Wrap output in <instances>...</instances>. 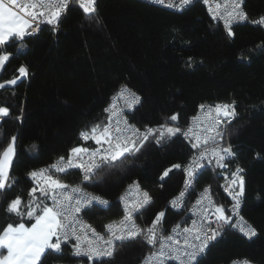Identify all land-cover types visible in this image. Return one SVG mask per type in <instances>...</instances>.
Masks as SVG:
<instances>
[{
	"label": "trees",
	"instance_id": "obj_1",
	"mask_svg": "<svg viewBox=\"0 0 264 264\" xmlns=\"http://www.w3.org/2000/svg\"><path fill=\"white\" fill-rule=\"evenodd\" d=\"M94 6L96 11L87 15L74 0L57 32L43 27L22 41L12 40L6 49L12 55L0 67V83L13 79L17 83L0 89V107L9 109V115L0 118V150L13 136L17 140L10 168L15 183L0 193V230L9 223L34 222L7 211L17 195L27 204L33 187L27 173L61 156L67 158L73 147H95L80 133L107 122L104 109L125 87L140 98L125 115L141 130L163 123L185 130L201 105L235 103L237 116L223 141L230 143L234 161L244 168L241 213L256 234L249 238L229 229L209 244L198 261L228 264L245 257L264 264V23H254L264 17V0H243L247 19L230 27L232 37L201 2L180 11L141 0H94ZM20 67L26 69L25 76H20ZM173 114L176 121L168 119ZM192 153L182 134L159 144L152 139L119 168L100 169L95 186L82 182L76 170L59 176L108 201L82 212L98 230L121 216V193L137 182L151 197V203L136 213L137 222L141 227L150 225L158 212L166 211L165 235L185 216V211L169 206L180 189L183 171L173 169L163 180L161 176L171 165L185 164ZM220 179V171L205 168L194 189L210 185L215 200L226 203L219 191ZM153 249L142 238L119 242L111 257L92 264H140ZM79 260L68 244L60 253L48 250L42 256V264Z\"/></svg>",
	"mask_w": 264,
	"mask_h": 264
},
{
	"label": "snow or ice",
	"instance_id": "obj_2",
	"mask_svg": "<svg viewBox=\"0 0 264 264\" xmlns=\"http://www.w3.org/2000/svg\"><path fill=\"white\" fill-rule=\"evenodd\" d=\"M70 2L72 0H23V2L0 0V46L4 49L0 51V67L11 58L12 54L6 49L12 40H24L26 36L36 31L40 23L58 24ZM76 2L85 14L96 11L94 0H76ZM152 2L164 4V0H152ZM189 3L191 0H180V5L186 6ZM232 4L233 7L226 13L225 18V28L229 37L234 35L230 24L247 19L246 14L241 10L240 0H232ZM166 6L171 8L174 5L170 3ZM215 18L214 15L213 19ZM97 23H99L98 20ZM254 23H264V17ZM19 73L21 77L25 76L26 69L20 67ZM16 83L15 79L0 83V89ZM119 98L122 97L118 95ZM139 99L134 93L131 94V100L126 102V107L131 109L133 104L139 102ZM200 108L203 111L205 106L201 105ZM104 112L107 114V123L96 124L90 132L80 133L81 139L85 142L90 140L96 145L95 148L73 147L69 150L67 158L61 156L50 166L27 173L28 179L33 182V187L28 193L27 204H24L22 198L17 195L10 200L7 211L20 217L27 216L34 222L30 227H26L24 223L16 225L9 223L0 230V249L6 250V255H0V264H42V256L48 250L60 253L62 245L72 240L75 241L72 244L73 255L86 257L87 261L93 262L101 257L112 256L114 242L138 238H142L147 245L156 249L145 258L146 264H163L165 259L176 260L179 264H199L198 257L220 234V228H213L212 224L216 223L219 226L231 224L233 216L238 213L240 199L245 191V181L241 175L243 169L240 167L231 173L230 183L224 186L225 191L232 197V206L225 208L224 205L217 204L212 198L211 186H205L196 194L197 198L189 209V212L198 216L199 219L193 220L190 227L182 229V240L179 224L175 225L167 236L163 235L162 222L166 211L158 212L150 225L141 227L136 224L134 214L151 203V197L146 191L142 193V199L125 201V197L120 198L122 202H125L124 215L118 224L113 222L105 225L107 240H104V237L97 234L94 229L91 233L92 237L96 238L95 242L89 238L87 231L90 226L81 224L77 214L93 201L101 205H107L108 201L85 192L80 185L70 187L62 182L59 174H66L69 169L77 168L82 173V182H89L91 186H95L99 181L94 178L100 169L119 168L125 161L135 157L152 139L159 144L166 138L170 139L182 134L191 145L192 156L189 157L187 164H173L161 176L163 180L173 169L183 171V187L169 201L173 209L181 210L186 196L192 194L200 170L206 166L227 168L226 162L235 155L230 144L224 146L222 143L224 129L221 127L222 122L230 123L237 116L234 102L208 106L207 118L196 132H193L191 128L182 130L168 123L159 124L156 127L145 126L141 130L123 118V111L118 110L115 103L109 104ZM8 115L9 109L0 107V118ZM168 119L176 121L178 116L173 114ZM16 140L17 137L13 136L8 145L0 150V193L9 190L15 183L10 176V168L16 155ZM255 234V229L251 228L244 232V235L249 238ZM101 240L104 241L103 246L99 245ZM157 245H159L158 248ZM232 264H250V262L245 259L239 262L233 261Z\"/></svg>",
	"mask_w": 264,
	"mask_h": 264
},
{
	"label": "built area",
	"instance_id": "obj_3",
	"mask_svg": "<svg viewBox=\"0 0 264 264\" xmlns=\"http://www.w3.org/2000/svg\"><path fill=\"white\" fill-rule=\"evenodd\" d=\"M73 1H74V0H72V2H70L68 9H67V10L61 15L58 24H56V25H49V24H47V23H40V24H39V27L36 28V31L33 32L32 34L28 35V36H31V35H35V34H37V33H38L43 27H47V28H49L50 30H52L53 32H57L58 29L60 28V25H61V22H62L63 18L65 17L67 11H68L69 8L71 7ZM142 1H146V2L152 3V4H154V5L162 6V7H167L166 5L171 3V4H173L174 6L171 7V8H170V7H167L168 9H171V10H183V9L187 8L189 5H191V4L195 3V2H201V3H203V4L206 5L207 10H208V12H209V14H210V17L213 19V16L215 15L216 18L213 19V20H214L215 22H218V23L222 24L223 26H225L226 13H227L228 11H230V10L232 9V7H233L232 0H191V3H189V4L186 5V6H184V5H180V0H164V4H157V3L152 2V0H142ZM21 2H23V0H21ZM177 5H179V7H177ZM240 6H241V10L244 12V9H243V0H240ZM16 10L18 11V9H16ZM244 13H245V12H244ZM240 21H243V20H237V21H234L233 23L240 22ZM233 23H231V24H233ZM231 24H230V25H231ZM34 27H35V25H34ZM125 89H126L125 87H120V88L118 89L117 93H115V94L112 96L111 101H110V103H109V104L115 103L116 106H117V109H118V110H122L123 113H124V111H125L126 109L130 110L129 108L126 107V102L129 101V100H131V94H132V93H131L130 91H128V90L125 91ZM118 95H120L122 98H119V99H118ZM136 104H137V103L133 104V107H134ZM216 104H233V102H230V101H215V102H213V103H209V104L204 105V106H205V109H204L203 111H202L201 108L199 107V108L197 109L196 113L193 114V115L191 116V118H190V120H189V122H188V124H187V126H186L185 129L191 128V129L193 130V132H196V131L198 130V127L201 126L202 123H203V122L206 120V118H207V108H208V106H214V105H216ZM108 106H109V105H108ZM133 107H132V108H133ZM132 108H131V109H132ZM213 115H215V113H213ZM123 118L127 120L125 114L123 115ZM127 121H128V120H127ZM232 121H233V119L231 120V122H232ZM128 122H129V121H128ZM231 122H230V123H231ZM106 123H107V122H106ZM129 123H130L131 125H133L131 122H129ZM230 123H228V122H222L221 127L224 129V132H225L227 126H228ZM222 143L224 144V146H228V145L230 144L228 141L225 142V141H223V140H222ZM95 147H96V146H95ZM95 147H92V148H95ZM209 147H211V145H209ZM90 149H91V148H90ZM232 151H233V150H232ZM191 156H192V155H190V157H191ZM188 160H189V158L187 159V161H186L185 164L188 163ZM54 163H55V162H54ZM226 163L228 164V167H227V168H224V169L214 168V166H206L205 168H210V169H213V170H219V171H220L221 179H220V181H219V191L221 192V194L223 195V197H225V199L227 200V202H226V203L217 202V201L215 200V198H214L215 195H214V197H213L212 189H211V195H212V198L216 201L217 204H222V205L225 206V208H230V207L232 206V204H233V200H232V197L228 194V192L225 191V187H224V186H225V185H228V184L230 183L231 173L234 172V171L236 170L237 167H240V168L243 169V172L241 173V175H243V177H244V173H245V171H244V168L242 167L241 164H239V163H237V162L234 161V157L230 158ZM51 164H53V163H51ZM51 164H48V165H46V166H41V167H38V168H35V169L46 168V167L50 166ZM205 168H203V169H205ZM203 169L200 170V173L202 172ZM32 170H34V169H32ZM71 170H76V171H78V173H79V175H80V179H81V181H82V173H81L80 169L72 168ZM62 182L65 183V184H67V185H69L70 187H71V186L80 185V186L83 188V190H84L85 192H87V193H92V194H94V195H96V196H100V197H102L100 194L95 193V192H93V191H91V190L85 188V187H84L83 185H81L80 183H68V182H65V181H62ZM183 184H184V174L182 175V181H181L180 189H179V191L176 193V195H177V194L180 192V190L182 189ZM205 186H208V185H205ZM205 186H202V187H200V188H196V189L193 188L194 191L192 190V194L189 195V196H186L185 204H184L183 208L181 209V210L185 211V216H184L181 220L175 222V223L171 226V228L169 229V231L165 234V236H167V235L171 232L172 228H173L175 225L179 224V225H181V229H180V231H181V237H180V238H181V240L183 239L182 229H183L184 227H190V226L192 225V223H193V220H198V219H199L198 216H194L191 212H189V209L192 207L193 202H194L195 199L197 198V197H196V194L199 193V192H200ZM143 192H145V190H144V189H143V188H142L137 182H135V183L132 182V183H130L129 185H127V186L125 187V189H124V190L122 191V193H121L120 198H121L122 196L125 197V201H130V200H134V199H137V198L142 199V198H143V197H142V193H143ZM176 195H175V196H176ZM244 196H245V192H244L243 196H242L241 199H240V207H239L238 213H237L235 216H233V219H232L230 225L219 226V225H217L216 223H213V224H212V227H213V228H218V227L220 228V234H219V235H218L213 241H215V240L219 239L220 237H222V236L225 234V232H226L227 230H229V229H236V230H238L241 234L244 235V232H245V231H248L249 228H251L250 225L245 221V219L243 218L242 213H241L242 204H243V201H244ZM102 198H103L104 200H106L104 197H102ZM171 200H172V199H171ZM106 201H107V200H106ZM119 202H120V207H121V210H122L121 216H120L119 218H117L116 220H113V221H111V222H108L106 225H108V224H110V223H113V222H115V223L118 224L119 221L121 220V218L123 217V215H124V211H123V209H124V206H125V202H122L121 199L119 200ZM48 203L50 204L51 202L49 201ZM93 204H99V203L93 201L90 205H88L87 207L83 208V209L81 210V212H80L79 214H77V215H78V218H79V221H80V223L83 224V225L90 226V229L87 231V235H88L89 238H92V239L94 240V242H95L96 238H95V237H92V233H91V230H92V229H94L95 232H96L97 234H99L100 236H103V237H104V240H107V239H108V234H107V232H106L105 227L103 228V230H98V229H96L95 227H93V226L88 222V220L86 219V217H85V216L83 215V213H82L85 209H87L88 207H90V206L93 205ZM100 205H101V204H100ZM169 206H170V205H169ZM170 207H171V206H170ZM171 208H172V207H171ZM172 209H173V208H172ZM174 210H177V209H174ZM179 211H180V210H179ZM228 214H229V215H232L231 213H228ZM134 219H135L136 224L139 225V223L137 222V219H136V214H134ZM185 222H186V223H185ZM244 236H246V235H244ZM246 237H249V236H246ZM213 241H211L210 243H212ZM119 242H120V241H116V242H114V251H115V248H116L117 243H119ZM74 243H75L74 240H72V241H70V242L67 243V244L69 245L70 252H71L72 255H73L72 244H74ZM210 243H209V244H210ZM103 244H104V241H103V240L99 241V245H100V246H103ZM158 247H159V245H157V248H158ZM155 250H156V249H153V250L149 251V252L144 256V258H143V260H142V262H141L140 264H146L145 258H146L147 256H149V254H150L152 251H155ZM113 253H114V252H113ZM202 254H203V253H202ZM202 254H201V255H202ZM201 255H200V256H201ZM73 256H74V255H73ZM200 256H199V257H200ZM75 257H76V256H75ZM110 257H111V256H110ZM199 257H198V258H199ZM77 258H79L80 260H79V261H76V262H69V263L59 262V263H57V264H92V263H93V262H89V261H87V258H86V257H77ZM106 258H108V257H101V258H99V259H106ZM99 259H95V260H99ZM245 259L248 260V261L250 262V264H255L254 262L250 261L248 258H245V257H242V258H236V259L232 260L231 262H229L228 264H232L233 261H238V262H239V261H243V260H245ZM95 260H94V261H95ZM168 262H173V263L179 264L178 261H176V260H172V259H165L164 262H163V264H166V263H168Z\"/></svg>",
	"mask_w": 264,
	"mask_h": 264
},
{
	"label": "bare ground",
	"instance_id": "obj_4",
	"mask_svg": "<svg viewBox=\"0 0 264 264\" xmlns=\"http://www.w3.org/2000/svg\"><path fill=\"white\" fill-rule=\"evenodd\" d=\"M142 1V0H141ZM144 2H146V1H144ZM147 3H149V2H147ZM150 4H152V3H150ZM154 5V4H153ZM156 6H158V5H156ZM206 6V5H205ZM159 7H162V6H159ZM163 8H167V7H163ZM207 8V7H206ZM168 9V8H167ZM171 10V9H170ZM172 11H180V10H172ZM208 11V10H207ZM209 13V12H208ZM210 15V14H209ZM241 22V21H240ZM236 23H239V22H236ZM236 23H233V24H231L230 25V27L232 26V25H234V24H236ZM222 25V24H221ZM223 26V25H222ZM224 28H225V26H223ZM226 29V28H225ZM126 111H128V109H126L125 111H124V114H125V112ZM126 116V115H125ZM190 120V119H189ZM217 171H219V170H217Z\"/></svg>",
	"mask_w": 264,
	"mask_h": 264
},
{
	"label": "rangeland",
	"instance_id": "obj_5",
	"mask_svg": "<svg viewBox=\"0 0 264 264\" xmlns=\"http://www.w3.org/2000/svg\"><path fill=\"white\" fill-rule=\"evenodd\" d=\"M31 225L29 226H26V227H30ZM2 255H6V251L2 250Z\"/></svg>",
	"mask_w": 264,
	"mask_h": 264
},
{
	"label": "crops",
	"instance_id": "obj_6",
	"mask_svg": "<svg viewBox=\"0 0 264 264\" xmlns=\"http://www.w3.org/2000/svg\"><path fill=\"white\" fill-rule=\"evenodd\" d=\"M2 250L6 251L5 249H0V255H2Z\"/></svg>",
	"mask_w": 264,
	"mask_h": 264
},
{
	"label": "water",
	"instance_id": "obj_7",
	"mask_svg": "<svg viewBox=\"0 0 264 264\" xmlns=\"http://www.w3.org/2000/svg\"><path fill=\"white\" fill-rule=\"evenodd\" d=\"M83 10V9H82ZM87 15H89V14H87Z\"/></svg>",
	"mask_w": 264,
	"mask_h": 264
}]
</instances>
